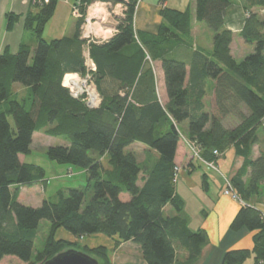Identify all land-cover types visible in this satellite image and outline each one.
<instances>
[{"label":"trees","instance_id":"obj_1","mask_svg":"<svg viewBox=\"0 0 264 264\" xmlns=\"http://www.w3.org/2000/svg\"><path fill=\"white\" fill-rule=\"evenodd\" d=\"M138 1L74 0L82 15L74 34L46 40L43 31L57 6V0H46L23 19V30L35 37V48L21 45L15 53L5 48L0 54V262L15 257L24 264H43L79 241L100 235L112 240L114 249L127 242L138 246L146 264H194L207 244V233L189 228L174 181L177 151L183 144L178 125L187 122V140L199 147L202 160L215 167L230 148L243 159L228 180L232 194L242 202L229 230L254 233L253 246L225 252L221 264H264V216L251 203L264 184V19L253 12L264 9V0H243L247 18L240 37L253 52L240 62L231 55L232 33L224 28L230 0H195L196 21L213 33L212 51L192 52L187 61L171 52L189 44V13L161 9L155 34L136 32ZM94 2L125 8L122 18H114L116 33L101 43L81 38L86 9ZM18 20V15L7 14V30ZM86 46L101 98L97 109L73 99L62 84L67 74H87ZM154 62L160 63L163 73L165 104L156 94ZM207 82L214 87V113L204 109ZM15 85L24 90L23 97L13 93ZM227 116L238 119L233 129L223 126ZM38 132L68 142L49 147L46 157L83 170L87 185L58 190L33 208L18 198L21 188L46 184L41 167L21 161ZM135 143L149 151L143 161L128 151ZM255 147L258 156L253 158ZM88 192L92 196L85 201ZM124 195L127 201L122 200ZM166 207L174 214L167 215ZM43 220L50 224L48 235L33 257ZM58 230L75 241L57 240ZM84 250L98 264H111L105 247ZM180 252L186 253L182 262Z\"/></svg>","mask_w":264,"mask_h":264},{"label":"crops","instance_id":"obj_2","mask_svg":"<svg viewBox=\"0 0 264 264\" xmlns=\"http://www.w3.org/2000/svg\"><path fill=\"white\" fill-rule=\"evenodd\" d=\"M73 2L74 0L59 1L52 19L45 26V29L43 31V37L46 40H55L62 37H71L74 34L76 23L74 25L73 34L70 36L66 35L67 32H70V4H74ZM230 3V6L226 10L224 28L232 33L230 52L232 57L235 59V56L237 54L244 53L245 51L248 52L247 47L253 50V46L245 43L244 40L240 37V33L247 18V15L243 10V0H230ZM164 8L181 13L188 12L190 15L191 27L190 37L188 39L189 44H181L178 47L173 48L171 55L174 58L187 61L192 52L201 51L203 53H210L212 51L213 33L207 28L205 23L196 21L195 0H139L135 8V14L133 19V26L135 31L155 34L161 23L160 11ZM102 10L104 11L105 15L99 14V16L96 18L98 19V22L100 20H104L106 18V15L108 14V11L105 7ZM112 10V15L114 16V18L120 19L123 17L125 8L121 4H118L115 5L114 9ZM35 12L36 7L35 5H33V3H31V0H0V54L5 48H8L11 51L15 50V53L21 45H26L23 41V37L25 36V33H27L23 30V19L28 13ZM253 12L257 13L259 18L264 19V9H254ZM10 13L18 15L19 20L14 25L12 30L9 31L7 30L6 15ZM94 19L95 18H93V20ZM111 21L108 24H104L99 27L101 30H104L106 33H108L104 35V37H102V35L101 37L100 35L97 36L98 34H101L103 32H101L99 29H95L96 33L92 38H95L97 43L106 41V39L108 40L116 33V23L114 22V20ZM68 29L69 31H67ZM35 42L34 44L27 46H29L30 49L33 50L36 45ZM86 48L87 46L85 47L84 53L87 52ZM152 69L154 73L155 90L157 97L162 104H165L167 103V96L164 77L160 68V63L154 62L152 64ZM213 89V83L207 82V92L203 103L205 111L209 113L215 112ZM183 123L184 131L187 134L188 124L187 122ZM35 135L36 133L33 135L32 145L34 144ZM182 138L183 144H181L178 148L176 162L177 164H179V166H181L180 169L182 168L186 172H191L193 169H195L196 164L200 165V162L193 159L190 153L188 154V149L186 147L188 140L186 135H184V137ZM136 146L142 147L143 150L146 149L145 146L137 143L131 145L130 147L132 148ZM227 152H232V154L230 155L229 159L223 160L226 158ZM256 152L253 149V158H256L258 156V152ZM226 153H224V155H222L217 161V163L221 162V160L223 161L222 165L226 173L222 174L221 176L224 184L234 175V173L243 164V159L235 156L232 148L228 149ZM152 155L154 157H157L154 153ZM202 166L204 165L202 164ZM139 185L141 184L139 183ZM36 186L37 185L33 186V188ZM224 188L225 187H222L220 189V193L216 194L214 197H207L210 203L207 202V204H202L201 202H198L196 209L198 217L197 221L194 224H192L189 219V228L191 230L202 228L207 233V244L202 249L200 258L194 264H221L222 257L225 252L235 249H251L253 246L252 238L254 233H251L244 229L238 232H232L229 230L230 222L235 217V214L237 213L241 205L239 204V202L232 199L231 197L223 195ZM188 190L189 193L194 192L193 189ZM207 191L208 188L205 189L206 194ZM176 193L179 196H182L178 191H176ZM21 195L22 188L20 189V194L18 198V201L20 203L22 202ZM40 195L42 203L43 199L46 198L44 195V190ZM254 206L264 214V205L261 204V202H257V204H254ZM165 212L167 215L174 214V212L169 207L165 208ZM58 233L63 236L64 239L62 240H66L69 242L75 241V239L71 235L67 234L63 230L57 231L55 237L56 239ZM94 237H102V239H105L108 242L106 246H101L105 247L110 252L111 264H146L141 257V252L138 246L130 242L126 243L135 246V253L131 251H121L120 247L114 250L113 246L111 247L112 240H109L106 237L104 238V236L100 235ZM178 255L179 262H182L186 257L185 252H180L178 253ZM4 259L0 262V264L4 261ZM250 262L251 261H247L245 264H250Z\"/></svg>","mask_w":264,"mask_h":264},{"label":"rangeland","instance_id":"obj_3","mask_svg":"<svg viewBox=\"0 0 264 264\" xmlns=\"http://www.w3.org/2000/svg\"><path fill=\"white\" fill-rule=\"evenodd\" d=\"M59 1L63 0H57V4ZM45 3L46 1H39L36 3H33V5L37 6V4ZM32 3V1H31ZM70 32H67V36H70L74 32V25L76 23L77 18H75L71 13L73 11V8L76 6L74 4H70ZM106 8L108 11V14L106 15V18L104 20H100L98 22V19H96L99 14H104V11L102 10L103 8ZM115 6H112L109 3H101V2H94L91 5H89L86 9L85 17H84V23L81 26V36L84 33H87L91 35V37H94V34L96 33L95 29H99L101 33L98 34L97 36L108 34L104 30H101L99 27L104 24H108L111 20H114V16L112 15V9H114ZM96 12V14H95ZM105 15V14H104ZM105 17V16H104ZM91 18H95L94 20ZM88 21L86 22V20ZM103 21V22H102ZM112 22V21H111ZM72 26V28H71ZM69 31V29L67 30ZM23 41L26 45H32L35 42V37L29 33H25V36L23 37ZM36 43V42H35ZM245 48V47H244ZM87 49V48H86ZM248 52H244L241 54H237L235 56V60L237 62L242 61L247 55L251 54L253 50L249 49L247 47ZM11 51V50H10ZM15 50H12L11 53H14ZM86 52V51H85ZM264 55V54H263ZM153 64V63H152ZM151 64V66H152ZM73 75L67 74V76L63 79V85L65 88L68 89L69 93L73 95L70 91V88L72 89L73 85L70 86V83L72 82V77ZM78 78V86L80 87V95L84 96L83 103L85 105V102L87 103L88 106L91 105V100L89 97L88 90L94 91V88L89 86V84L86 82V84H83V81H85L84 78H81L77 76ZM76 85V84H75ZM97 92V89H95ZM74 92V91H72ZM77 91H75L76 93ZM13 93L17 95V97H23L24 95V90L19 87L18 85L14 86ZM98 93V92H97ZM99 94V93H98ZM79 96V94H78ZM90 104V105H89ZM9 121L12 123L11 119ZM223 126L230 130L233 129L237 123L238 119L232 116H227L226 118L223 119ZM184 123H181L179 125V130H180V139L181 141L183 140L182 137L186 135L183 127ZM63 145H68V142L62 138H56V137H50L45 135L43 132H38L35 135L34 139V144L31 146L30 153L27 155H22L21 156V161L25 164H30V165H36L41 167L44 170L45 173V180L46 184L44 188L41 185H37L36 187H23L22 188V195H21V203L23 205L29 206V207H39L41 204V193L44 190V195L46 198L53 196L58 190H67L69 188H75V189H83L87 185V175L86 173L74 166L71 165H65V164H58L56 162L50 161L46 157V150L49 147H56V146H63ZM255 152L257 148H254ZM128 151L133 152L137 159L139 161H143L145 158H147V154L149 151L147 149L143 150L142 147H128ZM226 153V152H225ZM257 153V152H256ZM150 154H153L150 152ZM232 152H227L226 153V158L223 160L229 159L230 155ZM222 160L221 162L217 163L215 165V169L209 168L207 166H200L196 164L195 169L192 170V172L188 173L184 169H180L179 173L176 176V191H178L182 196H179L180 199L184 203V208L183 212L186 214V216L189 217L190 222L194 224L197 221V205L198 202H201L202 204H207V202L210 203L208 200L209 197L215 196L216 194L220 193V189L224 187V182L222 180V174H225V170L222 165ZM179 166L178 168H180ZM194 174V175H192ZM206 175L207 183H208V191L207 194L205 193V190L203 188V176ZM189 179V180H188ZM188 183V184H187ZM188 189H193L194 192L189 193ZM261 193L257 197V199H252L251 203L257 204V202H261V204L264 205V184H262L261 187ZM200 191V192H199ZM224 191V190H223ZM41 192V193H40ZM195 194V195H193ZM204 194V195H203ZM192 195V196H191ZM202 195V196H201ZM92 196L91 192L87 193V196L85 198V201H88ZM183 197V198H182ZM195 197V199H194ZM208 197V198H207ZM123 201L128 200V196L124 195L122 196ZM214 200V199H213ZM199 214V212H198ZM264 216V214H263ZM50 224L48 221H41L39 224V228L36 234V238L34 240V245H33V257L35 256L36 252L41 250L45 244L48 231H49ZM57 240L64 239L63 236L60 235V233L57 234ZM101 238V239H98ZM105 238V237H104ZM108 239V238H107ZM110 240V239H109ZM107 241L105 239H102V237H89L86 239H83L78 242L77 246H75L73 249L79 252L86 253L84 249H91L95 248L97 246H106ZM122 245V246H121ZM113 246L114 249V243L112 241L111 247ZM120 247L121 251H131L133 253L136 252L135 246L131 244H126V243H121L118 248ZM115 248L114 250L118 249ZM87 254V253H86ZM1 264H24L23 262L19 261L15 257H6L4 261Z\"/></svg>","mask_w":264,"mask_h":264},{"label":"built area","instance_id":"obj_4","mask_svg":"<svg viewBox=\"0 0 264 264\" xmlns=\"http://www.w3.org/2000/svg\"><path fill=\"white\" fill-rule=\"evenodd\" d=\"M32 1V3H36V2H39L40 0H31ZM46 1V0H45ZM75 18H77V19H79V18H82V15H81V13H80V11H79V9H78V7H74L73 8V11H72V13H71ZM91 19H93V18H91ZM88 21V19L86 20V22ZM81 38L82 39H84V40H86L87 41V43H90V42H96V39L95 38H92L91 37V35H89V34H87V33H84L82 36H81ZM106 41H107V39H106ZM103 42H105V41H103ZM84 59H85V68H86V71H87V74H85L84 76H80V75H78V74H69V75H73V76H70V77H74L75 79H76V81H78V78H77V76H79V77H81V78H84L85 79V81H83V84H86V82L89 84V86L91 85V87H93L94 88V91H92V90H88V93H89V97H90V100H91V105L90 106H88L87 105V103L85 102V106L88 108V109H97L98 107H99V105H100V103H101V98H100V96H99V94L96 92V87H95V84H94V82H93V79H92V77H91V74L90 73H94L95 72V65H94V63H93V61L90 59V57H89V54H88V52H86V53H84ZM67 75H65L64 76V78L66 77ZM64 82V81H63ZM79 83V82H78ZM63 84V83H62ZM63 87H64V85H63ZM70 91H71V93L73 94V95H71L70 93V96L73 98V99H79L80 101H84V99H83V95L81 96L80 95V93H81V91H80V87L78 86V84L76 85V88H75V91H77L76 93H75V91L74 92H72L73 91V88L71 89L70 88ZM78 94H79V96H78ZM187 146L189 147V149L191 150V153H192V158L193 159H196V160H198L199 162H201L203 165H205V166H207V167H209V168H213V169H215V167L213 166V164L212 163H208V162H206V161H204V160H202L201 158H200V156H199V154H200V149H199V147L197 146V145H195L194 143H191V142H187ZM213 154H214V156H219V153H217L216 151H214L213 152ZM179 171H180V168H178V167H176L175 168V170H174V172H175V179H174V181H176V176H177V174L179 173ZM223 193L225 194V195H230V197L232 198V199H234V200H236L237 202H239V204H242V202L241 201H239L238 200V198L235 196V195H233L232 194V191H231V188H230V185L228 184V181H226V188H225V190L223 191Z\"/></svg>","mask_w":264,"mask_h":264},{"label":"water","instance_id":"obj_5","mask_svg":"<svg viewBox=\"0 0 264 264\" xmlns=\"http://www.w3.org/2000/svg\"><path fill=\"white\" fill-rule=\"evenodd\" d=\"M43 264H98L97 260L73 248L64 250Z\"/></svg>","mask_w":264,"mask_h":264},{"label":"bare ground","instance_id":"obj_6","mask_svg":"<svg viewBox=\"0 0 264 264\" xmlns=\"http://www.w3.org/2000/svg\"><path fill=\"white\" fill-rule=\"evenodd\" d=\"M96 14V12H95ZM78 84V81H76V79L74 77H72V82L70 83V86L73 85V91H75L76 85Z\"/></svg>","mask_w":264,"mask_h":264}]
</instances>
